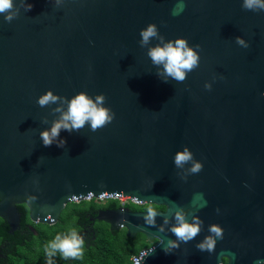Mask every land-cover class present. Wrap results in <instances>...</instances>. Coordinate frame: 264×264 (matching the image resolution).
<instances>
[{"label":"water","instance_id":"obj_1","mask_svg":"<svg viewBox=\"0 0 264 264\" xmlns=\"http://www.w3.org/2000/svg\"><path fill=\"white\" fill-rule=\"evenodd\" d=\"M13 3L11 22L0 15V218L9 233L20 228L19 205L32 223L54 225L74 200L128 197L165 207L156 226L126 207L96 216L129 237L158 240L132 264L264 261V11L244 10L242 0H25L28 11ZM149 23L165 40L200 45L199 67L182 83L162 81L140 46ZM48 90L103 94L114 119L95 132L61 130L65 146L45 147L39 132L59 115L37 104ZM183 147L203 165L186 180L173 162ZM177 207L203 221L201 232L165 253ZM212 224L223 239L202 252L196 245Z\"/></svg>","mask_w":264,"mask_h":264},{"label":"clouds","instance_id":"obj_2","mask_svg":"<svg viewBox=\"0 0 264 264\" xmlns=\"http://www.w3.org/2000/svg\"><path fill=\"white\" fill-rule=\"evenodd\" d=\"M59 4V0H57ZM19 6L25 11L31 9L30 3L25 0H19ZM242 8L248 11H264V0H242ZM185 5L183 2L174 6L172 15L180 14ZM19 12V8L14 6L13 0H0V15H3L5 22H11ZM141 47H147V56L151 63L156 67V75L167 82L169 79L176 82H183L187 74L199 67L200 56L196 49L200 45L189 46L187 39L176 38L174 40H165L159 33L156 24L149 23L139 32ZM152 40H157L155 46H149ZM237 45L247 48L248 43L240 36L235 37ZM204 88L211 90V84L205 82ZM106 97L103 94L96 95L93 99L86 92L81 91L72 96L70 99L55 95L51 90L37 98V104L40 107L56 105L51 108L53 114H59L58 118L51 122V126L39 132V136L45 147L56 144L57 147L63 148L66 141L60 137L61 130L80 131L89 125L90 130L95 132L98 129L110 124L115 114L110 108L105 107ZM47 123V121H44ZM174 165L181 170V179L186 180L190 174H197L202 171L203 165L193 157V153L187 148L177 151L174 155ZM190 165L189 167H185ZM29 200L35 199L28 197ZM82 202V201H80ZM73 203V202H72ZM219 212V209H217ZM157 212L154 208L149 207L144 217L145 222L150 226H156ZM188 212L182 208H175L173 219L175 223L171 224L169 231L175 235L176 239H169L163 250L165 253L171 252L180 246V242L187 243L197 237L202 228L203 221L196 215H192L191 222L186 219ZM170 221L167 216L164 217L163 223L158 226L160 232L165 231V225ZM209 234L206 235L196 247L200 251L211 253L215 249L217 240L223 239V229L216 224L209 225ZM162 243V242H160ZM84 240L76 230H71L66 235H57L54 240L50 241L46 247V255L49 257L48 264H52L51 258L59 252L63 258H77L82 255ZM255 264H264V261L256 260Z\"/></svg>","mask_w":264,"mask_h":264},{"label":"trees","instance_id":"obj_3","mask_svg":"<svg viewBox=\"0 0 264 264\" xmlns=\"http://www.w3.org/2000/svg\"><path fill=\"white\" fill-rule=\"evenodd\" d=\"M120 207L118 200L70 203L56 224L47 225L32 223L27 207L19 205L20 228L13 234L9 233L7 222L0 218V264H48V243L73 229L83 237L82 255L65 259L57 252L51 258L52 264H132V258L149 245L144 236L129 237L125 229L114 231L108 224L92 220L100 210ZM126 208L138 209L133 204Z\"/></svg>","mask_w":264,"mask_h":264},{"label":"flooded vegetation","instance_id":"obj_4","mask_svg":"<svg viewBox=\"0 0 264 264\" xmlns=\"http://www.w3.org/2000/svg\"><path fill=\"white\" fill-rule=\"evenodd\" d=\"M149 207H152L156 210V212H159V213H164L165 212V207L163 206H156V205H152V204H146V203H140L139 206H137V210L135 212H140V213H147V209ZM160 207H163L164 209H159ZM105 210H114L113 208H107V209H103V210H100V211H105ZM99 211L97 212V215H98ZM96 217L92 218V220H95ZM142 236H144L143 234H140ZM146 242H149V245L146 247V248H143L140 253L144 255H146V251L147 249H150V248H153L155 246V244L158 242L157 239H152V240H149L147 239L145 236H144ZM230 260H229V257L226 256V255H222L221 256V260H220V264H229Z\"/></svg>","mask_w":264,"mask_h":264},{"label":"built area","instance_id":"obj_5","mask_svg":"<svg viewBox=\"0 0 264 264\" xmlns=\"http://www.w3.org/2000/svg\"><path fill=\"white\" fill-rule=\"evenodd\" d=\"M92 200H97L99 202L105 203L109 200H118L120 202L121 207H126L127 205L133 204L136 206H139L140 203L135 201L134 199L128 198V197H113V196H105V197H98L95 198L92 195L88 196L87 198L82 199V201L90 202ZM80 200H74L73 203H79ZM138 258V256H135L132 258V263L134 262V259Z\"/></svg>","mask_w":264,"mask_h":264}]
</instances>
